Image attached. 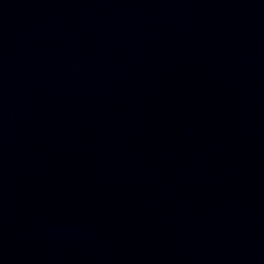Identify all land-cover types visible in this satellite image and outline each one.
<instances>
[{
	"label": "water",
	"instance_id": "water-1",
	"mask_svg": "<svg viewBox=\"0 0 264 264\" xmlns=\"http://www.w3.org/2000/svg\"><path fill=\"white\" fill-rule=\"evenodd\" d=\"M0 264H264V0H0Z\"/></svg>",
	"mask_w": 264,
	"mask_h": 264
}]
</instances>
